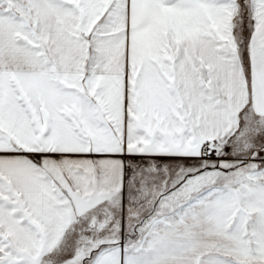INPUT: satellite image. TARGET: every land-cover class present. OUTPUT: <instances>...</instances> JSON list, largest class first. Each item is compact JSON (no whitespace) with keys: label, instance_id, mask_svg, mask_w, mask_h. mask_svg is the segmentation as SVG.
Here are the masks:
<instances>
[{"label":"snow or ice","instance_id":"snow-or-ice-1","mask_svg":"<svg viewBox=\"0 0 264 264\" xmlns=\"http://www.w3.org/2000/svg\"><path fill=\"white\" fill-rule=\"evenodd\" d=\"M0 264H264V0H0Z\"/></svg>","mask_w":264,"mask_h":264}]
</instances>
